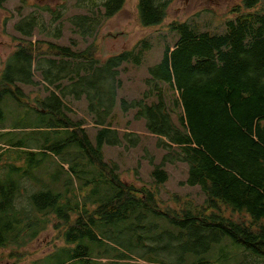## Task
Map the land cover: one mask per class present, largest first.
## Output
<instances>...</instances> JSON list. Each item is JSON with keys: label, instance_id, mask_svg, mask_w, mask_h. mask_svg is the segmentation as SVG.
Listing matches in <instances>:
<instances>
[{"label": "trees", "instance_id": "1", "mask_svg": "<svg viewBox=\"0 0 264 264\" xmlns=\"http://www.w3.org/2000/svg\"><path fill=\"white\" fill-rule=\"evenodd\" d=\"M89 1L95 5V0ZM124 1H100L101 9L94 6L91 14L69 20L79 33H90L101 14L110 17ZM170 1L136 0L138 22L159 24ZM260 1L241 0L233 6L230 12L235 15L225 21L222 32L170 21L167 26L177 38L147 67L148 89L140 98L119 101L121 110L135 109L134 117L144 120L146 130L165 149L151 171L154 183L166 180L161 167L165 162H184L185 183L198 185L204 194L199 205L177 197L176 208L161 207L156 188L119 179L116 164L103 158V145L138 142L136 134L118 135L111 121L120 86L117 68L125 61L139 63L140 52L133 54L132 48L101 59L93 45L76 51L19 38L0 72V100L11 95L18 105L37 110V139H30V145L20 139L6 145L29 155L31 163L46 154L60 155L68 168L58 164L67 176L64 189L42 185L25 199L18 195L22 174L0 181V248L23 245L51 222L65 244H74L61 247L64 258L58 264H164L157 258L164 248L180 261L211 264L207 253L223 238L264 264V9L255 8ZM36 25L44 29L31 12L14 29L28 38ZM32 68L45 89L52 87L36 100L37 106L23 100L15 85L33 84ZM65 95L85 98L86 110L98 126L93 142L80 121L64 114ZM177 111L174 121L171 114ZM37 153L41 158L35 162ZM128 219L133 221L126 223ZM117 222L122 224L120 241L107 232Z\"/></svg>", "mask_w": 264, "mask_h": 264}, {"label": "rangeland", "instance_id": "2", "mask_svg": "<svg viewBox=\"0 0 264 264\" xmlns=\"http://www.w3.org/2000/svg\"><path fill=\"white\" fill-rule=\"evenodd\" d=\"M100 1L103 0H95L94 5L99 9H101ZM240 2L241 0H171L166 7V15L159 24L142 26L138 22L136 0H125L122 7L110 17L103 18L101 14L100 21L92 27L90 33L81 34L69 18L77 14H91L90 8L94 6L89 0H3L0 5V72L10 53L19 44V38L30 39L32 42L39 39L59 46H68L76 51L93 45L94 55L101 59L132 48H134L133 54L140 52L139 63L125 61L117 68L120 86L116 91L111 121V127L117 130L118 135L127 132L136 134L138 142L134 146L124 140L120 145H103V158L108 163L116 164L115 172L119 179L136 186L142 184L156 188L158 205L161 207L176 208L178 203L174 199L177 197L179 201L188 200L193 205H199L204 200V194L198 185L185 183L187 165L184 162H165L161 167L166 172V180L161 184L154 183L151 171L154 165L159 164L165 149L157 145L156 135L146 130L144 120L134 117L135 109L121 110L119 101L140 98L148 89L145 84V78L148 77L147 67L156 63L163 49L166 46L171 48L177 38L176 33L167 26L170 21H187L198 30L222 32L225 21L235 15L230 9ZM255 8L264 9V0H261ZM31 12L36 13L37 20L43 23L44 29H39L36 25L27 38L14 29V24ZM143 43L145 48L142 47ZM42 48H45V45ZM34 52L37 53L36 48ZM34 62L35 65L36 61ZM32 72L33 84L16 82L15 85L20 88L23 100L37 106L36 100L47 96L52 87L45 89L37 70L32 68ZM55 91L58 93L57 90ZM149 100L150 98L146 101ZM61 101L64 114L73 121H80L93 142L98 126L93 123L86 110L85 98L82 96L76 99L71 95H65L61 97ZM0 109L2 112L0 181L15 179L22 174L18 183V195L22 199H25L30 192L37 191L42 185L64 189L67 176L58 168V164L62 161L60 155L46 154L43 159L37 161L41 158L37 153L34 155V160L37 162L31 163L29 155L20 153L18 149H8L6 145L17 139H20L24 145H30L28 142L30 139H37V110L18 105L11 95L2 97ZM177 114L178 111L171 114L174 121ZM69 149H72L70 152H74V148ZM33 165L35 166L32 167ZM61 165L63 170L68 168V163ZM9 166H15L17 169L11 170ZM25 171L27 174L24 176ZM81 194L82 191H79V195ZM132 221L128 219L126 223ZM156 221L160 222L159 219ZM121 226V222H117L114 226L107 227V232L118 241L121 240ZM73 245L65 244L50 222L35 238L23 245L9 244L1 247L0 264H58L64 258L65 250L61 247ZM176 245L177 242L174 243V248ZM157 252V258H161L164 264H176L180 261L177 255L170 256L169 250L165 248ZM92 254H96V251L94 250ZM128 255L134 261L143 262L136 253H128ZM207 256L211 264H262L245 249L238 244L230 243L226 238L213 245ZM99 257L100 262H104V257ZM179 264H189V262L182 260Z\"/></svg>", "mask_w": 264, "mask_h": 264}]
</instances>
